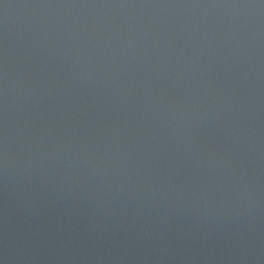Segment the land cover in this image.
I'll list each match as a JSON object with an SVG mask.
<instances>
[{
  "label": "water",
  "instance_id": "95a60500",
  "mask_svg": "<svg viewBox=\"0 0 264 264\" xmlns=\"http://www.w3.org/2000/svg\"><path fill=\"white\" fill-rule=\"evenodd\" d=\"M0 264H264V0H0Z\"/></svg>",
  "mask_w": 264,
  "mask_h": 264
}]
</instances>
